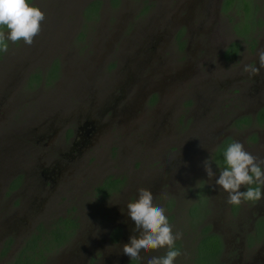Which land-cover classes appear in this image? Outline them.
<instances>
[{
  "label": "rangeland",
  "instance_id": "obj_1",
  "mask_svg": "<svg viewBox=\"0 0 264 264\" xmlns=\"http://www.w3.org/2000/svg\"><path fill=\"white\" fill-rule=\"evenodd\" d=\"M90 1L32 0L45 14L39 34L30 46L7 40L0 54V243L71 215L77 230L44 264H129L123 245L138 233L127 203L144 188L173 233H182L174 264L192 261L193 222L204 212L202 221L223 239L219 264H260L264 245L244 243L248 215L215 185L220 169L207 149L233 132L231 115L264 104V69L243 71L258 66L264 21L244 39L219 0H100L86 18ZM258 14L264 19L262 9ZM236 39L239 55L229 58L226 45ZM54 62L57 71L48 75ZM260 131L263 144L251 150L238 141L264 160ZM107 176L121 183L102 196L96 187ZM198 182L208 187L206 211L202 201L188 214ZM208 241L197 244L195 264L217 262ZM167 251H142L135 262Z\"/></svg>",
  "mask_w": 264,
  "mask_h": 264
},
{
  "label": "clouds",
  "instance_id": "obj_2",
  "mask_svg": "<svg viewBox=\"0 0 264 264\" xmlns=\"http://www.w3.org/2000/svg\"><path fill=\"white\" fill-rule=\"evenodd\" d=\"M45 19L44 12L37 6H32L28 0H0V26H6L9 30L7 37L0 32V49L7 51L5 40L13 43L23 41L26 45H32L34 38L41 30V23ZM264 69V51L258 54V66L245 65L243 71L250 75H258ZM225 167L220 168L215 185L228 193L227 203L238 206L242 202H255L262 198L264 186V160L247 152L240 142L230 143L223 153ZM211 159L204 161V168L212 180L216 173L212 167ZM252 185H259L252 187ZM242 186L246 190H241ZM153 193L150 190L140 188L138 198L127 203L128 215L135 223L130 242L123 245V254L132 260L141 259V252H150L160 248H168L164 256H153L147 260V264H174L181 255L175 249V242L182 238V233H173L172 226L165 215V209L154 205Z\"/></svg>",
  "mask_w": 264,
  "mask_h": 264
},
{
  "label": "flooded vegetation",
  "instance_id": "obj_3",
  "mask_svg": "<svg viewBox=\"0 0 264 264\" xmlns=\"http://www.w3.org/2000/svg\"><path fill=\"white\" fill-rule=\"evenodd\" d=\"M260 1L261 2L258 3L259 8L256 10V21L261 19V22H256V25L254 28L263 24V21H264V19L260 18L259 14H258L260 9H262L264 11V0H260ZM221 2H222V0H219L220 7H221ZM228 12L230 14L234 15V19L232 22L238 21V16L236 15V13L234 11V7H233V9L229 10ZM237 41L240 45L239 40H237ZM239 45H238V47H236L235 49H232L230 51V54H232V55H230L229 58H234V57L239 55ZM226 46L228 47V44ZM33 78L37 79L38 77H33ZM263 107H264L263 103H258L251 113L236 112L233 115H231L229 117L230 119L228 120L227 123L233 128V132L223 131L222 134L215 137V139L212 141V143L210 144V146L207 149V152L211 153V158H212L213 153L216 150L217 146L222 142V140H224L226 138H230L233 142H239L238 137L242 138L244 144L248 147L247 148L248 150H251L250 147H254L259 141H260V143H262V140L260 139V136H261L260 130H261V128H264V117L260 116V118H259L258 116H259V112H260L261 108H263ZM238 132L240 134H238ZM220 168H223V167H220ZM262 171H263V169H262ZM18 183L19 182L17 180H14L10 186L17 188ZM120 183H121V179H119V182L116 183L117 187L112 189L108 194H103L102 192L99 194L102 196L109 195L111 192H113L115 189H117L119 187ZM203 183L198 182V184L195 187L194 200H193V202L191 201L188 205V214L190 212L189 207L192 206L193 203H195V204L191 208L192 213H194L195 207L197 208L199 205L202 204V201H204V203H205V205L203 204V207L206 211V200L205 199H206V195L208 194V187L205 184V182H203ZM257 186H259V185H252V187H257ZM260 187L262 188V198L259 201L242 202L238 206H233V205L230 206L231 208H237V213H241V215H248L247 219H249V220L247 221V227H244V229H243V234H244L243 240H244V243L250 247L251 246H257V245L259 246L260 244H261V246L264 245V186H260ZM241 190L242 191L246 190V187L242 186ZM204 215H205V212L203 215H201V217H199V220H197V221L195 220L193 222V223L198 222L199 234H198V238H197L196 243H195L192 261L187 262V263H181V264H195L196 258L198 257L197 256V244L207 234L214 236L215 238H220L221 244H222L221 249L223 248V239H222L221 235L217 234V232L210 230L209 225L205 224L204 220L202 221V218L204 217ZM59 216H60V214L57 215L56 218L51 220L52 223ZM63 216H67V215H63ZM76 221H77V219H76ZM40 224L45 226V224H43L42 222L35 223L33 226L29 227L28 229H27V227L23 228V232L19 237L5 238L3 240V242L0 243V264H15L14 262L16 260V257L18 255V253L21 251L24 244L26 243V239L28 237H30L34 231H37V227ZM78 225H79V221H77V225L75 226V228H74L72 234L70 235V237L68 238V240L63 242L61 245L57 246L55 249H52L51 251H49L46 255V258L52 251L63 246L65 243H67L69 240H71L73 234L77 230ZM47 227H50V226H47ZM216 243H219V241H217ZM175 249L180 250V244L178 242H175ZM221 249L219 250V254H220ZM219 254L215 257L217 262H214L213 264H219V262H218ZM3 256H4V259H1ZM22 257H24V254ZM46 258L43 259L41 264H44V262L46 261ZM129 264H136V262H135V260H132ZM260 264H264V259L260 262Z\"/></svg>",
  "mask_w": 264,
  "mask_h": 264
},
{
  "label": "trees",
  "instance_id": "obj_4",
  "mask_svg": "<svg viewBox=\"0 0 264 264\" xmlns=\"http://www.w3.org/2000/svg\"><path fill=\"white\" fill-rule=\"evenodd\" d=\"M99 1L100 0H92L84 7V15L86 18H92V16L97 13ZM28 3L32 6H37L34 2H32V0H28ZM233 7L236 15L238 16V21L232 22L233 30L244 39H248L250 37L253 39L251 33L255 29L254 27L256 22H261V19L256 21V10L259 8L258 0H222L221 10L223 12L227 13L229 10L233 9ZM4 30H7V27L0 26V32L4 33ZM6 42L7 39L5 40V43ZM238 45L239 43L237 40L231 41L224 52L225 56L230 57V55H232L230 54V51L238 47ZM1 53L2 49H0V54ZM56 71L57 63L54 62L52 67L49 69L48 75H53ZM32 77H39V74L34 73L32 74ZM260 116L264 117V107L261 108L259 112L258 117L260 118ZM232 142L233 141L230 138H226L217 146L212 156V160L215 164H218L220 167L226 166L224 163L223 153L227 146ZM117 182H119L118 178L108 176L96 187V189L99 193L102 192L103 194H108L112 189L117 187ZM76 225L77 221L71 215L59 216L54 220L50 227L40 224L37 227V231H34L32 235L26 239V243L18 253L14 263L41 264L49 251L55 249L57 246L68 240ZM206 240H209L208 247H212V254L216 257L222 246L221 239L207 234L201 239V241ZM217 241H219V243H216ZM23 254L24 257H22ZM196 259L198 261L199 257Z\"/></svg>",
  "mask_w": 264,
  "mask_h": 264
}]
</instances>
